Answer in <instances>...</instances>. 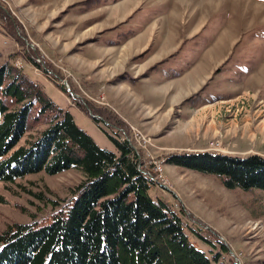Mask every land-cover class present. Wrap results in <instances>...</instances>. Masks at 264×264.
<instances>
[{
    "label": "rangeland",
    "instance_id": "374dc122",
    "mask_svg": "<svg viewBox=\"0 0 264 264\" xmlns=\"http://www.w3.org/2000/svg\"><path fill=\"white\" fill-rule=\"evenodd\" d=\"M212 2L214 7L221 5L232 13V32L241 37V43H246L247 38V43L264 41V0ZM103 4L104 0H0V9L8 14L10 22H0V66L7 63L36 83L52 103L68 111L76 127L91 137L98 148L116 152L103 131L119 141L130 138L148 169L153 160L163 162L170 155L203 154L188 151L195 150L192 146L224 155L233 150L231 144L236 139L251 138L259 143L264 139V102L249 93L197 115L190 126L182 117L158 113L141 114L140 123L131 122L124 107L136 104L135 97L130 91L119 89V83L125 80L115 48L120 24L116 23L118 19L103 22ZM115 5L117 2L107 6ZM211 7L208 12L213 10ZM62 80L68 83L70 93L59 90ZM88 111L98 119H91ZM101 114L110 123L101 119ZM116 122L123 129L113 126ZM46 127L31 126L18 146L34 141ZM210 142L220 145V151L211 150L218 145H209ZM162 177L169 188L153 184L151 197H159L175 211L182 210L185 228L196 229V223H201L206 230L202 234L213 245L195 236L191 239L209 257L216 256L213 264H264L261 191L227 190L214 175L166 162ZM83 179L81 172L72 168L52 176L37 173L12 183L0 182V232L11 224L46 220L69 200L71 191ZM216 240L222 241L227 250Z\"/></svg>",
    "mask_w": 264,
    "mask_h": 264
},
{
    "label": "trees",
    "instance_id": "16d2710c",
    "mask_svg": "<svg viewBox=\"0 0 264 264\" xmlns=\"http://www.w3.org/2000/svg\"><path fill=\"white\" fill-rule=\"evenodd\" d=\"M7 15L0 9L1 24L10 25ZM59 90L63 91L61 86ZM38 124L47 127L34 141L18 146L24 133ZM118 124L113 126L123 129ZM76 126L68 111L52 103L36 83L7 63L0 66V182L12 183L37 173L52 176L72 168L84 177L69 200L46 220L11 224L0 232V264L216 261V256L209 257L191 239L195 236L213 245L202 234L206 230L201 223H196V229L185 228L182 210L151 197L154 183L144 174L150 169L140 153L137 158L129 144L105 131L102 134L116 152L100 149ZM165 162L214 175L227 190L256 189L264 196V158L260 156L185 153L170 155ZM216 242L227 250L222 241Z\"/></svg>",
    "mask_w": 264,
    "mask_h": 264
},
{
    "label": "crops",
    "instance_id": "0c3cea01",
    "mask_svg": "<svg viewBox=\"0 0 264 264\" xmlns=\"http://www.w3.org/2000/svg\"><path fill=\"white\" fill-rule=\"evenodd\" d=\"M212 1L104 0L103 22L120 24L115 48L125 80L119 89L135 97L136 104L124 107L131 122L158 113L190 126L197 115L240 94L264 102V41L241 43L232 32V13ZM231 145L224 155L264 158V139L239 138ZM193 148L188 151L207 152Z\"/></svg>",
    "mask_w": 264,
    "mask_h": 264
},
{
    "label": "bare ground",
    "instance_id": "6f19581e",
    "mask_svg": "<svg viewBox=\"0 0 264 264\" xmlns=\"http://www.w3.org/2000/svg\"><path fill=\"white\" fill-rule=\"evenodd\" d=\"M218 145V144H217ZM221 146H213V148H211V150L213 151H220ZM150 155L147 153L146 157H149ZM159 162L162 163V165H159ZM152 164L150 165V171L149 172H144V174L146 175V177H148L154 184L164 188V189H168V184H166L165 179L162 177V166L164 165L165 161L162 162V160L159 161H155L153 160L151 162Z\"/></svg>",
    "mask_w": 264,
    "mask_h": 264
},
{
    "label": "water",
    "instance_id": "95a60500",
    "mask_svg": "<svg viewBox=\"0 0 264 264\" xmlns=\"http://www.w3.org/2000/svg\"><path fill=\"white\" fill-rule=\"evenodd\" d=\"M62 82V88L64 89V91L65 92H68V93H70V91H69V88H68V86H67V82L65 81V80H62L61 81ZM72 94V93H71ZM74 97H77L76 95H74ZM88 116L91 118V119H98V117L97 116H93V115H91L90 114V112L88 111ZM120 132H122V131H120ZM126 139V138H125ZM126 143H127V141L126 140H124ZM128 144V143H127ZM130 148H131V150H133V154L138 158V154H137V150L136 149H134L132 146H130Z\"/></svg>",
    "mask_w": 264,
    "mask_h": 264
},
{
    "label": "built area",
    "instance_id": "2783aa9c",
    "mask_svg": "<svg viewBox=\"0 0 264 264\" xmlns=\"http://www.w3.org/2000/svg\"><path fill=\"white\" fill-rule=\"evenodd\" d=\"M124 140H126L127 143H128L130 146H132L131 141H130V138H127V139L124 138ZM143 140H144V139H143ZM214 144H217V143H216V142H210L209 145H214ZM144 145H146V142L144 143ZM144 145H143V147H144ZM132 147H133V146H132ZM133 148H134V147H133Z\"/></svg>",
    "mask_w": 264,
    "mask_h": 264
}]
</instances>
